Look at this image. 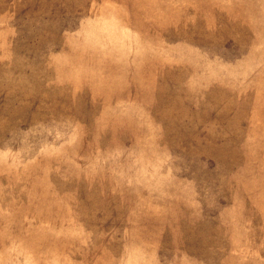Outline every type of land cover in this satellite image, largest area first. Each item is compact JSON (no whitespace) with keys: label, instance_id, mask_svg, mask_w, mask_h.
Here are the masks:
<instances>
[{"label":"rangeland","instance_id":"1","mask_svg":"<svg viewBox=\"0 0 264 264\" xmlns=\"http://www.w3.org/2000/svg\"><path fill=\"white\" fill-rule=\"evenodd\" d=\"M0 264H264V0H0Z\"/></svg>","mask_w":264,"mask_h":264}]
</instances>
